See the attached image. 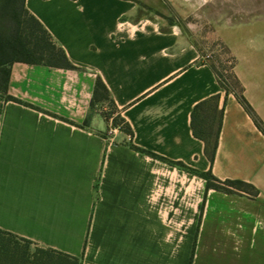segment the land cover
Instances as JSON below:
<instances>
[{"label":"crops","instance_id":"obj_1","mask_svg":"<svg viewBox=\"0 0 264 264\" xmlns=\"http://www.w3.org/2000/svg\"><path fill=\"white\" fill-rule=\"evenodd\" d=\"M171 1L25 0L74 69L10 66L0 230L80 264H264V133L180 25L155 16ZM252 11L264 27V0ZM234 45L241 96L264 124V32ZM96 79L129 133L108 134ZM212 96L222 116L209 162L191 112ZM188 169L257 196L206 191Z\"/></svg>","mask_w":264,"mask_h":264},{"label":"trees","instance_id":"obj_2","mask_svg":"<svg viewBox=\"0 0 264 264\" xmlns=\"http://www.w3.org/2000/svg\"><path fill=\"white\" fill-rule=\"evenodd\" d=\"M15 62L37 64L49 67L74 69L62 49L57 47L40 22L25 8V0H0V97L14 101L8 95L10 66ZM216 74V73H215ZM220 87L222 85L216 74ZM238 103L253 120L255 126L264 133V124L255 116L250 106L240 94H234ZM108 107L101 116L106 122L111 119L113 127H119L129 133V127L117 114L108 90L100 79H96L91 105ZM222 112L218 109V96H212L198 103L191 112V129L194 137L204 144V154L209 162L214 159L218 135L221 128ZM184 168L181 164H176ZM191 173L205 181V190H214L228 195L257 196V190L240 180H218L209 171ZM21 243V244H20ZM28 240L18 238L0 230V264H80L77 258L66 254L35 248L30 252Z\"/></svg>","mask_w":264,"mask_h":264},{"label":"rangeland","instance_id":"obj_3","mask_svg":"<svg viewBox=\"0 0 264 264\" xmlns=\"http://www.w3.org/2000/svg\"><path fill=\"white\" fill-rule=\"evenodd\" d=\"M169 4H165V13L155 16L180 25L222 85L229 92L240 94L242 87L234 74L236 59L232 49L237 38L264 32V27L250 23L254 22L252 10L258 0H172ZM29 249L32 252L35 247L30 245Z\"/></svg>","mask_w":264,"mask_h":264},{"label":"built area","instance_id":"obj_4","mask_svg":"<svg viewBox=\"0 0 264 264\" xmlns=\"http://www.w3.org/2000/svg\"><path fill=\"white\" fill-rule=\"evenodd\" d=\"M110 125H111V119H110ZM116 130V127H113L112 125L110 126L109 130H108V134L111 135L114 131Z\"/></svg>","mask_w":264,"mask_h":264}]
</instances>
